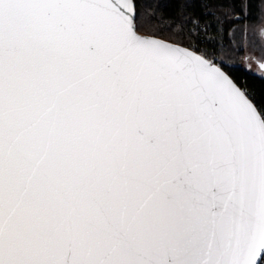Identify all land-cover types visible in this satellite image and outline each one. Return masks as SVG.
Wrapping results in <instances>:
<instances>
[{
	"label": "snow or ice",
	"instance_id": "6c2138e0",
	"mask_svg": "<svg viewBox=\"0 0 264 264\" xmlns=\"http://www.w3.org/2000/svg\"><path fill=\"white\" fill-rule=\"evenodd\" d=\"M142 3L0 0V264H264V109Z\"/></svg>",
	"mask_w": 264,
	"mask_h": 264
},
{
	"label": "trees",
	"instance_id": "16d2710c",
	"mask_svg": "<svg viewBox=\"0 0 264 264\" xmlns=\"http://www.w3.org/2000/svg\"><path fill=\"white\" fill-rule=\"evenodd\" d=\"M263 3L264 0H250V7L243 12L239 0H143L141 6L162 21V39L168 35L172 21H195L188 23L187 29L202 38L201 46L223 48L221 52L219 49V61H223L226 72L250 93L257 107L264 109V76L247 70L240 63L242 52L236 51L228 38L234 26L258 18Z\"/></svg>",
	"mask_w": 264,
	"mask_h": 264
},
{
	"label": "rangeland",
	"instance_id": "374dc122",
	"mask_svg": "<svg viewBox=\"0 0 264 264\" xmlns=\"http://www.w3.org/2000/svg\"><path fill=\"white\" fill-rule=\"evenodd\" d=\"M228 38L236 51L242 52L240 63L247 70L264 76V71L258 65V62H264V3L258 18L234 26ZM219 49L221 52L223 48ZM219 58H221L220 55L217 58L218 61Z\"/></svg>",
	"mask_w": 264,
	"mask_h": 264
},
{
	"label": "built area",
	"instance_id": "2783aa9c",
	"mask_svg": "<svg viewBox=\"0 0 264 264\" xmlns=\"http://www.w3.org/2000/svg\"><path fill=\"white\" fill-rule=\"evenodd\" d=\"M194 30L196 31L197 29L196 28H194ZM208 39L210 40L211 39V37L209 36L208 37ZM199 47H200V49H202V50H207V51H213V50H215V54H214V56L212 57L214 60H216V61H218L217 60V58H218V50H216V49H214V48H211L210 46H207V45H199Z\"/></svg>",
	"mask_w": 264,
	"mask_h": 264
},
{
	"label": "water",
	"instance_id": "95a60500",
	"mask_svg": "<svg viewBox=\"0 0 264 264\" xmlns=\"http://www.w3.org/2000/svg\"><path fill=\"white\" fill-rule=\"evenodd\" d=\"M141 35H145V34H143V33H140ZM162 39V38H161ZM262 64H264V62H258V65H259V67L264 71V67H261V65ZM226 71V70H225ZM227 74H228V72H227ZM229 75V74H228ZM230 76V75H229ZM231 77V76H230ZM232 78V77H231ZM233 79V78H232ZM234 80V79H233ZM234 82H235V80H234ZM236 83V82H235ZM237 84V83H236ZM238 85V84H237ZM252 100V99H251ZM253 101V100H252ZM254 102V101H253ZM256 105V104H255Z\"/></svg>",
	"mask_w": 264,
	"mask_h": 264
}]
</instances>
